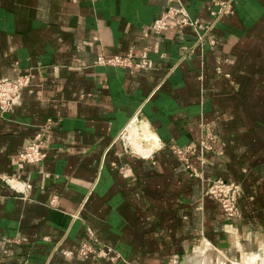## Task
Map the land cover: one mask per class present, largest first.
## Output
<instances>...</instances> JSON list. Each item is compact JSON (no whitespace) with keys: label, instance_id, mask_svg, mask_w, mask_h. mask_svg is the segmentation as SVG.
<instances>
[{"label":"crops","instance_id":"1","mask_svg":"<svg viewBox=\"0 0 264 264\" xmlns=\"http://www.w3.org/2000/svg\"><path fill=\"white\" fill-rule=\"evenodd\" d=\"M181 2L213 19L211 0ZM168 4L0 0V80L30 76L0 108V264H264V0H231L214 46L174 23L155 34ZM144 49L147 69L96 63ZM37 132L46 157L19 169ZM207 135L194 177L171 146ZM217 177L239 186L235 218L203 192Z\"/></svg>","mask_w":264,"mask_h":264},{"label":"built area","instance_id":"2","mask_svg":"<svg viewBox=\"0 0 264 264\" xmlns=\"http://www.w3.org/2000/svg\"><path fill=\"white\" fill-rule=\"evenodd\" d=\"M169 4L166 9L156 17L150 25V29L159 34L166 30L171 23L178 27H190L195 33L196 45L200 46L204 37H208V42L211 46L216 44L215 38L211 35V30L216 20L221 16L232 13L231 0H211L215 6L214 9L209 10V14L213 17L211 21H204L199 18H192L186 11L185 6L181 0H168ZM185 52H192L193 49L183 47ZM99 65L116 66L127 69H147L151 67V60L146 55V49L143 50L139 57H134L131 53L124 55H113L105 57L100 55L96 59ZM220 72V68H217ZM30 83L29 74L18 75L12 80H0V108L7 110L11 105L17 102L19 92L22 88L27 87ZM51 119L46 121L45 128H49ZM218 140L214 135H207L202 138L198 143L191 142L185 147L171 146L172 153L190 171L194 177H199V173L193 163L190 161L189 156H195L196 160L203 163V154L205 151H212ZM46 157L43 149V135L37 132L33 139L25 145L17 153L16 166L22 169L26 164H39ZM4 181L10 185L15 191L24 194L31 188L29 182H22L20 187H15L11 184L13 179L4 177ZM239 186L232 182L222 179L221 177L206 179L203 192L213 198L221 210L228 218H235L239 214L237 200L239 196ZM97 240H94V243ZM93 242H82L79 246L78 253L82 257H87L94 254L96 257H108L111 261H116L119 257L108 246H101L97 250L94 248ZM68 255V253H64Z\"/></svg>","mask_w":264,"mask_h":264},{"label":"bare ground","instance_id":"3","mask_svg":"<svg viewBox=\"0 0 264 264\" xmlns=\"http://www.w3.org/2000/svg\"><path fill=\"white\" fill-rule=\"evenodd\" d=\"M136 129V128H135ZM127 130V129H126ZM132 133H134V132H132ZM137 134V133H136ZM134 135V134H133ZM133 139V138H132ZM134 140V139H133ZM145 151V150H144Z\"/></svg>","mask_w":264,"mask_h":264},{"label":"rangeland","instance_id":"4","mask_svg":"<svg viewBox=\"0 0 264 264\" xmlns=\"http://www.w3.org/2000/svg\"><path fill=\"white\" fill-rule=\"evenodd\" d=\"M127 135H130L129 131L127 132Z\"/></svg>","mask_w":264,"mask_h":264}]
</instances>
